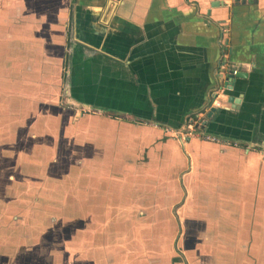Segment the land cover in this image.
<instances>
[{
  "label": "crops",
  "instance_id": "obj_1",
  "mask_svg": "<svg viewBox=\"0 0 264 264\" xmlns=\"http://www.w3.org/2000/svg\"><path fill=\"white\" fill-rule=\"evenodd\" d=\"M216 1L0 0V135L23 129L17 143L1 136L0 149L45 135L50 110L38 107L64 84L99 187L107 173L119 194H152L149 207L165 206L144 247L128 252L108 236L91 264H264V0ZM234 68L247 75L224 88ZM194 118L217 140L179 142ZM10 156L8 169L30 170L27 157ZM91 229L84 241L104 228ZM176 230L182 253L167 247Z\"/></svg>",
  "mask_w": 264,
  "mask_h": 264
},
{
  "label": "rangeland",
  "instance_id": "obj_2",
  "mask_svg": "<svg viewBox=\"0 0 264 264\" xmlns=\"http://www.w3.org/2000/svg\"><path fill=\"white\" fill-rule=\"evenodd\" d=\"M46 91L47 95L55 93L48 86ZM63 91V95L58 94V91L54 94V103L45 102L43 108L42 105L38 107L50 110V120L41 123L45 135H35L31 142L22 144L21 150L14 145H6L0 149V156L3 157L0 160V174L2 166L13 163L11 152H16L18 158L27 157V167L30 169L23 174L25 168L22 173L21 167H6L10 171L5 181L0 180V244L5 243L6 239H11L14 243V246L4 248L0 245V260H3L1 264L7 260L6 264H91L93 248L102 244L108 236H119L121 241L118 247H124L129 252L135 246L140 248V243L144 247L149 242L151 229L154 228L151 225L153 215L165 210V206L149 207L147 198L152 194H119L117 178L108 176L107 173L105 176L104 173L101 175L105 180L99 187L98 182L102 180L93 176L92 169L84 161L87 155L84 140L86 135L80 129L84 125L71 121L75 109L64 102V84ZM21 118L18 114L14 121L20 124ZM36 119L37 117L34 121L28 120L37 125ZM48 127L51 134H47ZM70 128L73 130L72 134ZM8 130L10 137L4 133L0 135L9 137L8 142H16L18 137H22L23 129L20 127ZM40 144L44 149L40 150ZM75 158L83 160L79 164L81 167L75 165ZM96 170L94 175L102 173L101 167ZM88 175L97 185L88 181ZM92 222L96 228L104 229L98 230L99 232L93 230L92 241L87 242L84 240L89 238L91 227L95 228L91 226ZM157 224L165 236L166 222L159 221ZM87 225L91 226L88 231ZM174 234V240L168 242L167 247L179 253L181 232L176 230ZM25 236L30 239L28 246L22 244ZM44 240L46 245L41 247V241ZM43 254L46 255L42 257ZM9 255L15 257L11 259ZM23 256L24 262L16 263V258L20 261Z\"/></svg>",
  "mask_w": 264,
  "mask_h": 264
},
{
  "label": "built area",
  "instance_id": "obj_3",
  "mask_svg": "<svg viewBox=\"0 0 264 264\" xmlns=\"http://www.w3.org/2000/svg\"><path fill=\"white\" fill-rule=\"evenodd\" d=\"M204 127V119L203 118H194L187 124V128L185 130H181L175 133L176 139L181 143H187L194 137L201 136L204 139L216 141L217 138L211 136L209 134H204L201 130Z\"/></svg>",
  "mask_w": 264,
  "mask_h": 264
},
{
  "label": "flooded vegetation",
  "instance_id": "obj_4",
  "mask_svg": "<svg viewBox=\"0 0 264 264\" xmlns=\"http://www.w3.org/2000/svg\"><path fill=\"white\" fill-rule=\"evenodd\" d=\"M241 72V70L239 69H232L229 72H227V74L224 76V80H223V86L224 88H230L232 87L233 82L239 78L237 77V74H239Z\"/></svg>",
  "mask_w": 264,
  "mask_h": 264
},
{
  "label": "water",
  "instance_id": "obj_5",
  "mask_svg": "<svg viewBox=\"0 0 264 264\" xmlns=\"http://www.w3.org/2000/svg\"><path fill=\"white\" fill-rule=\"evenodd\" d=\"M215 4H213V5H217V4H219L220 2L217 0L216 2H214ZM247 74H246V72H243V71H241L239 74H237V77H245ZM231 101H233V102H236V99H234V98H232L231 99ZM184 128L186 129L187 128V124H185V126H184ZM184 129V130H185Z\"/></svg>",
  "mask_w": 264,
  "mask_h": 264
}]
</instances>
